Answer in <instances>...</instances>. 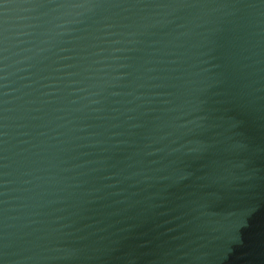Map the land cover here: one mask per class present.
Masks as SVG:
<instances>
[{
  "label": "water",
  "instance_id": "1",
  "mask_svg": "<svg viewBox=\"0 0 264 264\" xmlns=\"http://www.w3.org/2000/svg\"><path fill=\"white\" fill-rule=\"evenodd\" d=\"M0 264H264V0H0Z\"/></svg>",
  "mask_w": 264,
  "mask_h": 264
}]
</instances>
